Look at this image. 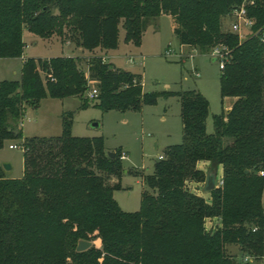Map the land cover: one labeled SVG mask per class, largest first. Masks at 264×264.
<instances>
[{
    "label": "trees",
    "instance_id": "trees-1",
    "mask_svg": "<svg viewBox=\"0 0 264 264\" xmlns=\"http://www.w3.org/2000/svg\"><path fill=\"white\" fill-rule=\"evenodd\" d=\"M244 0H0V58L20 57L23 29L33 37L63 35L88 53L138 46L150 20L172 21L182 45L201 52L227 51L220 69V96L235 100L212 117L197 90L176 92L182 141L163 150L153 171L128 168L140 177V208L122 211L112 198L123 168L120 150L110 158L100 136L78 137L61 116L54 136L21 139V176L4 175L0 166V264H254L264 243V0H248L252 33L222 29V20ZM252 1V4L248 2ZM55 10V12H53ZM87 75L96 81L93 106L101 110H138L154 103L157 92H143L142 76L89 56ZM79 58H24L19 80L0 81V146L20 137L25 109L43 98L78 96L86 78ZM43 73V79L40 76ZM164 94V93H161ZM166 95V94H164ZM16 130V133H14ZM222 184L204 198L196 191L207 171ZM216 219L209 228L206 223ZM91 242L75 251L76 241ZM98 240L99 246L92 244ZM238 246L250 260H237L226 245ZM241 259V258H240Z\"/></svg>",
    "mask_w": 264,
    "mask_h": 264
},
{
    "label": "rangeland",
    "instance_id": "rangeland-1",
    "mask_svg": "<svg viewBox=\"0 0 264 264\" xmlns=\"http://www.w3.org/2000/svg\"><path fill=\"white\" fill-rule=\"evenodd\" d=\"M231 19L228 16L223 18L224 31H231ZM118 28V47L111 53L116 54V58L108 60L115 66L140 74L143 92L160 93L155 102L144 104L138 110L131 108L101 110L93 106L96 101L94 98H86L87 105L82 108L79 107L78 96L61 99L43 98L37 108L25 109L19 124L21 138L4 140L0 146V166L2 163L9 165V169L4 170L9 177L21 176L22 150L20 147L8 148V144L19 145L24 137L58 135L63 115L70 120L69 132L72 136H100L105 150L121 151L119 158L123 171L119 179V188L112 191V198L120 210L132 212L140 208L145 186L140 177L129 174L126 170L135 168L151 173L154 161L158 159V155L163 154L164 148L182 141L180 101L175 95L176 92L197 90L207 99L209 114L206 119V131L208 133L213 131L212 117L226 110L227 101L220 96V68L218 61L210 55V51L201 52L199 49L180 44L173 33L172 21L165 14L149 21L143 32L140 48L123 42L121 22ZM68 35V30L65 29L63 35L51 33L45 38H39L33 37L23 29L22 39L25 46L22 55L35 58L78 56L79 68L87 75L85 60L87 57L84 55L90 53L79 51L69 40ZM241 35V40L247 38L248 30H243ZM167 49L171 50V55L165 54ZM128 56L132 57L130 62L127 61ZM3 60L15 64L18 61L0 59V79H12L14 76L2 64L8 61ZM43 75L40 72L42 82ZM85 82L86 89L82 97H85L86 90L91 87L97 90L96 81L89 79ZM94 123L96 125H93ZM218 173L220 169L215 179ZM195 186L198 194L204 198L208 197L203 182H198ZM215 220H208L206 226L209 228ZM92 244L99 246L97 239L93 240ZM234 246L226 245L227 253L235 256L237 260L244 259L243 254ZM254 264H264V256L259 263Z\"/></svg>",
    "mask_w": 264,
    "mask_h": 264
},
{
    "label": "built area",
    "instance_id": "built-area-1",
    "mask_svg": "<svg viewBox=\"0 0 264 264\" xmlns=\"http://www.w3.org/2000/svg\"><path fill=\"white\" fill-rule=\"evenodd\" d=\"M248 0H244L243 3L238 6L234 7L232 11L229 14V17L232 18L230 28L231 32L238 34L239 38L242 36L241 32L243 30H248V34L250 35L252 33V25H253V19L247 15L246 11V6L245 3H247ZM249 4H252V1L248 2ZM241 40V38H240ZM166 55H171V50L167 49L165 50ZM210 55L215 58L218 61L219 68L222 69L227 57V51L225 49L216 47L210 51ZM101 57V56H100ZM131 56L127 57V61H131ZM101 62H105V59L101 57ZM86 81L88 82L89 78L88 75L84 74ZM97 94V91L94 87H91L86 90L85 92V97L88 99H93L95 98ZM8 148H17L20 147L22 150V144L20 143L19 145L15 144H8ZM163 156L162 154L158 155V159H161ZM260 175L264 174V171H259ZM222 184V179H221V173H218L217 179H216V187ZM244 260H250L247 256L244 257Z\"/></svg>",
    "mask_w": 264,
    "mask_h": 264
},
{
    "label": "crops",
    "instance_id": "crops-1",
    "mask_svg": "<svg viewBox=\"0 0 264 264\" xmlns=\"http://www.w3.org/2000/svg\"><path fill=\"white\" fill-rule=\"evenodd\" d=\"M172 29H173V27H172ZM34 42V41H33ZM118 47V46H117ZM135 47H137V48H140L141 47V45H138V46H135ZM79 51H83V50H81L79 47H76ZM190 48V47H189ZM117 49V48H116ZM116 49H113V50H99V49H95L94 51H93V53H90V55H84L85 57H89V56H91V55H98V56H101V57H103L104 59H105V62H107V63H110L112 66H114V67H116V68H120V69H123V70H126V71H129V72H132V73H135V72H133V71H130V70H128V69H124V68H122V67H119V66H115V65H113L112 63H111V60L112 59H114V58H116V54H111L112 52H114V51H116ZM60 56H67V55H60ZM79 56H83V55H79ZM26 57H28V56H24V55H22L21 54V56L20 57H13V58H0V59H17V61L18 62H16V64L15 63H12V62H10L9 60H3V61H8V62H4V63H2L3 64V66H4V68L6 69V70H8V71H10V73L14 76L12 79H0V81L1 80H19V78H20V69H21V65H22V62H23V60H24V58H26ZM48 57H50V56H48ZM52 57V56H51ZM72 57H78V56H72ZM33 58H35V57H33ZM40 58H42V57H40ZM44 58H46V57H44ZM108 59H111L110 61L108 60ZM108 60V61H107ZM224 99L227 101V103L225 104V109L226 110H228L230 107H231V105H232V103L234 102V98L233 97H224ZM223 99V100H224ZM19 124H21V123H19ZM126 154V153H125ZM22 171V170H21ZM4 175L5 176H8L7 175V173L4 171ZM9 177V176H8ZM263 194V193H262ZM262 202L264 203V195H262ZM234 247H236L237 249H239L238 248V246H234ZM240 251V250H239ZM242 258V257H241Z\"/></svg>",
    "mask_w": 264,
    "mask_h": 264
},
{
    "label": "water",
    "instance_id": "water-1",
    "mask_svg": "<svg viewBox=\"0 0 264 264\" xmlns=\"http://www.w3.org/2000/svg\"><path fill=\"white\" fill-rule=\"evenodd\" d=\"M229 110V109H228ZM93 125H96L95 123ZM14 133H16V130H14ZM106 154L112 158L113 157V152L111 151H107ZM1 168L3 170H7L9 169V165L6 163H2L1 164ZM216 174L211 172V171H207V175H206V180H205V184H204V190L205 191H210L212 189H214L216 187ZM91 242L88 240H84V239H78L76 241V245H75V251H82L86 248H88L90 246Z\"/></svg>",
    "mask_w": 264,
    "mask_h": 264
}]
</instances>
